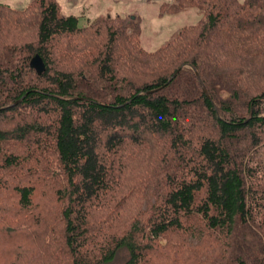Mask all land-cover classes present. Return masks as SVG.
Wrapping results in <instances>:
<instances>
[{
	"label": "trees",
	"instance_id": "obj_1",
	"mask_svg": "<svg viewBox=\"0 0 264 264\" xmlns=\"http://www.w3.org/2000/svg\"><path fill=\"white\" fill-rule=\"evenodd\" d=\"M34 6L31 43L0 38V144L46 143L58 174L1 181L0 264H264V0L164 4L206 17L153 53Z\"/></svg>",
	"mask_w": 264,
	"mask_h": 264
},
{
	"label": "rangeland",
	"instance_id": "obj_2",
	"mask_svg": "<svg viewBox=\"0 0 264 264\" xmlns=\"http://www.w3.org/2000/svg\"><path fill=\"white\" fill-rule=\"evenodd\" d=\"M173 1L58 0L61 13L65 16L76 15L81 17V25H89L105 18L116 17L117 20L123 21L126 26H136L140 32V47L147 53L159 51L175 41L186 27L196 26L205 21L204 10L195 6L184 7L177 12H163L162 6L172 4ZM0 6H3L0 8V38L4 37L5 40L11 41L17 37L19 41L16 48L19 51L23 44L31 43L34 35L36 21L34 0H0ZM5 7H9L10 11ZM19 13L20 15H18ZM127 32L128 34L132 33L130 29ZM197 35L198 32L194 31L193 34H189V38L196 39ZM14 61L19 64L20 57L15 56ZM235 71L237 70H234V65H231L229 72L233 74ZM246 86L250 87L251 83L246 84ZM250 92L253 94V91ZM10 157H15L17 160L8 164L7 159ZM140 159L136 166L137 169L133 170L138 174L141 172L143 175L144 172L142 171L159 158L156 155H150L145 161H143V157ZM29 172L50 176L58 174L49 145L41 143L28 149L25 145L17 142L0 144V183L7 177H21ZM136 176L127 175V179ZM162 244L166 245L167 241L163 240ZM174 257L180 260L187 258L184 250L181 253L175 252Z\"/></svg>",
	"mask_w": 264,
	"mask_h": 264
},
{
	"label": "water",
	"instance_id": "obj_3",
	"mask_svg": "<svg viewBox=\"0 0 264 264\" xmlns=\"http://www.w3.org/2000/svg\"><path fill=\"white\" fill-rule=\"evenodd\" d=\"M30 67L34 70H36V72L41 75L46 71V65L45 62L43 60V58L40 55H35L31 61H30ZM200 84L202 86V89L204 91V93L208 96V91L204 85V83L202 82V80H200ZM19 101H17L16 103H14L13 105L17 104Z\"/></svg>",
	"mask_w": 264,
	"mask_h": 264
}]
</instances>
